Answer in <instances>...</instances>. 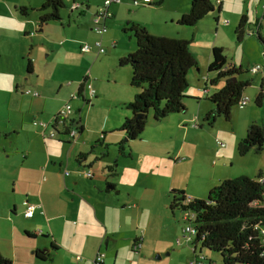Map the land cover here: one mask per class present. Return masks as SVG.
I'll return each mask as SVG.
<instances>
[{"label":"crops","instance_id":"obj_1","mask_svg":"<svg viewBox=\"0 0 264 264\" xmlns=\"http://www.w3.org/2000/svg\"><path fill=\"white\" fill-rule=\"evenodd\" d=\"M13 1L15 13L20 12L21 6L31 8L28 15L20 12L28 21L34 10L42 12L38 18V28H26L24 31V36H32L30 50L39 45L47 48L48 43L52 54L59 51L72 53L74 49L90 55L91 59L94 55L106 54V58L92 62V69L97 66L99 70L109 59L125 66L120 64V59L137 49L134 35L130 31L133 23L143 24L156 35L187 38L185 29L169 28L150 20L146 12L154 9L152 5L158 0H151L150 3L138 0V4L135 0V4L132 0L111 3L109 10L112 16L105 20L108 29L103 34L95 30V19L105 0H64L65 7L69 6L67 3H71L68 19H64L62 15L63 7L60 10V20H51L44 24L40 22L41 16L53 11L52 7L42 9L46 0H42V5L29 1ZM214 1H221V11L227 12H230L227 6L232 7V4L238 2ZM250 2L251 0H246L242 8L232 10V16L237 25L246 17L247 23L251 21V28L256 29L255 31L262 24L261 33L264 34V5L262 11L259 9L251 17ZM191 4L192 0H183L170 13L165 24L169 19H172V23L179 24L178 20L190 11ZM142 6L146 8H140ZM76 12L78 15L75 17ZM73 20L76 25H73ZM53 21L60 23L56 28L60 35L66 33L70 36L66 37V41L57 42L48 35L47 27ZM98 40L102 41L105 53H98L95 46L91 52L82 50L86 42L94 45ZM61 44L66 51L64 48L60 49ZM27 57L29 78L36 76L33 86L40 87L42 62L37 56L31 58L29 54ZM71 57L73 59L68 62L59 61L58 67L50 66L53 64L51 60L45 63L46 68L58 71L57 74L60 72L66 75L67 72L71 74L83 70L76 74L80 82L75 86L72 80L66 82L71 87L65 88L66 83H60L59 92L63 89L69 90L58 103L50 104V99L55 97L48 93L49 89H41L48 94L41 96L44 94L36 95L32 87L22 88V94L27 96L30 103V110L34 109L45 120L35 121L33 124L29 122L38 129H31L26 122L12 126L9 119L5 130H0V138L4 132L7 135L23 133L27 140L22 148L25 154L22 170L13 176L14 190L19 184L23 198L21 196L14 199L8 205L0 200V253L11 259L12 264H97L95 259L99 253H104L102 264H156L151 261L157 254L170 255L176 248H179L175 251L177 255L184 254L190 260L198 254H205L200 243L184 236L186 223L183 220V211L173 207L174 191H184L193 198L205 199L202 193H205L206 184L210 183V192L224 179L233 176L229 173L218 177L215 173L208 174L205 165L201 163L197 164L194 172L178 179L176 169L179 167L177 162H192L196 161L198 155L202 156L203 121L205 122L206 114L214 108L208 97L222 87L219 86L221 80L214 85L210 82L214 77L205 76L203 80L201 75L197 76L195 73L194 82L191 69L184 98L186 110L171 113L161 120H156L153 113H150L143 133L136 139H126L128 136L120 127L132 115L127 104L140 91L131 83L132 77L126 83L116 75L114 68L109 67L106 73L111 75L110 81L124 84L109 98L107 85L101 84V71L85 72L88 67L79 59L83 56ZM104 60L106 61L102 62ZM261 79L259 93L262 87L264 92V77ZM86 83L93 85L96 95L91 97L84 87L82 95L76 97L81 86ZM16 88L19 90L20 80L16 81ZM29 89L32 92H28ZM70 94V100H82V104L75 108L72 106V112L68 116L69 126L78 128L79 134L76 139H71L64 132L51 136L55 119L66 103L70 102H65ZM102 103H106L103 109H107V112L94 118L93 111L102 108ZM255 119L251 111L245 117V121L250 124L256 122ZM221 146L225 148L227 144ZM227 166L225 163L222 167ZM89 169L93 171L92 176L86 174ZM68 170L70 174L67 175ZM260 170H264V160L258 166V171ZM3 179L5 177L1 168L0 185ZM29 202L42 204L44 212L39 209L33 217H27L25 212ZM140 240L143 243L142 248L134 249V243ZM206 257V264H210L213 261L212 256L208 254Z\"/></svg>","mask_w":264,"mask_h":264},{"label":"rangeland","instance_id":"obj_2","mask_svg":"<svg viewBox=\"0 0 264 264\" xmlns=\"http://www.w3.org/2000/svg\"><path fill=\"white\" fill-rule=\"evenodd\" d=\"M28 1L41 5L43 3L42 0H19V2ZM132 1L134 3V0ZM182 1L183 0H164V2L160 5H152L154 9H150L146 13L148 17L151 18L150 20L162 23V26H168L169 28L174 29H185V36L191 41V50L200 63V66H198L200 71H198V67L191 68L193 71V74L191 75L193 81L195 80V73L197 76L201 75L203 80L205 76H217V72L209 71V64L212 60V48L215 45L223 46L228 57L229 65H234L242 69V71L238 74V77L242 80L251 81V85H249L245 90V94L251 97V102L249 105L244 107L239 105L234 106L230 120H227L224 116H220L215 121L214 125H209L207 122L205 123L203 121L204 126L203 129H201L203 130L201 134L203 147L200 153L202 156L198 155L196 161L192 162H177L179 167L176 169V177L179 179L188 176L190 172H194V170H196L195 168L197 164L201 163L205 165L206 173H215L216 177L224 176L227 173H229L230 176H233L230 178L241 175L256 177L259 172L258 166L261 160H264V149L261 152H257L253 149L246 155H241L238 151V143L247 135L250 123L247 120L245 121V117L250 111L253 113V116H255L256 122L264 126V101L261 105L256 102V98L260 90V83L262 81L261 78L264 77L263 45L258 36L252 34L251 21L246 24L243 38L238 39L236 34V28L238 25L236 24L235 18H233L231 12L235 8H242V5H244V1L246 0H237L238 2L234 5L232 4V7H230L231 5L227 6L230 12H227L226 10L220 11L218 8L219 3H216V9L201 19L195 26L174 24L172 23V19H169V21L165 24L170 13L174 12ZM13 2V0H0V130H5L6 124L10 121L12 126L26 122L31 129L36 130L38 129L37 126L32 124L35 121H45L43 118L38 116L34 109L30 110V103L26 98L27 96L22 94L23 87H32L31 89L33 91L38 90L39 93L44 94L41 96H48V94H45L41 89H49L48 93L55 97V99L51 98L49 102L50 104H56L62 96L68 94L69 90L63 89L59 92V85L61 82L66 83L68 80H72V82H74V86L80 82L78 77H76V74L83 72L82 69L80 72L76 73L70 74L67 72L65 75L59 72L57 74L56 72L58 71L54 72L51 68H46L47 66L45 63L47 60H51L53 63L50 66L57 65L58 67V64L62 61L68 62L72 60L73 57L71 56H83L79 59H82L88 67L85 72L89 73L94 70L95 72L101 71L100 73L103 74L101 84L107 85V94L109 98L112 97L114 92H117L124 86L122 82L114 83L113 81H110L109 78L111 75L106 73L109 67L111 69L114 68L116 75L120 76V78L125 80L126 83L130 82L129 80L133 74V68L131 65L120 66L117 61L109 59L106 63L102 64L103 67L99 70L97 66L92 69V62L96 59L106 58V54L99 56L94 55L92 59L90 58V55L83 54L75 49L72 53L59 51L58 53L52 54L48 43L46 45L47 48L39 45L33 50H30L32 36H24V31L26 28L29 30H35L36 27L38 28V18L42 12L34 10L29 19L30 21H28L20 14L19 11L16 13L14 12ZM9 3H11V6ZM67 4L69 6L62 9L64 19H68L71 11V3ZM41 5H39V7ZM263 5L264 0H251L249 5L250 16L254 17L259 9L262 11ZM249 6H247V8ZM10 7L11 10L9 11L8 9ZM140 8L146 7L142 6ZM77 15L78 13L75 14V17ZM217 18H219V20H217ZM72 22L73 25H76L74 20ZM65 24L68 23L65 22ZM59 25L60 23L58 22H50V25L47 27L48 35L51 38H55L57 42H60L61 40L66 41V37L70 36L66 33L60 35V32L56 30ZM134 41L137 44L135 36ZM62 44L59 45L61 50L64 48H62ZM64 50L66 51V48H64ZM29 54L31 58L33 56H37L42 62L43 70L41 73L42 76L39 79L40 87H37L40 88V90L33 86V81H36V76L30 79L27 72V56ZM105 61L106 60L102 62ZM257 64L263 66L261 71L253 73L248 70L253 65ZM64 75L66 77H64ZM17 80H20L19 90L16 88ZM224 84L225 79L222 78L219 86H223ZM64 86L65 88L71 87L67 83ZM33 87L35 89H33ZM214 88L215 87L213 86V90H215ZM71 96L72 94L68 96L69 98L66 99L65 102L70 100ZM81 101L77 99L70 100L74 108L76 105L82 104ZM105 104L106 103H102V108H96V112L95 110L93 111L94 118L96 115H103L107 112V109H103L106 106ZM86 107L88 106H85V108ZM9 119L11 120L9 121ZM93 122H95V119ZM218 140L226 143L227 146L225 148L222 147L218 143ZM26 142L27 140L23 137V133H12L7 135L4 132L0 138V169L2 168L5 177L2 181V185H0V200L7 205L12 204L14 199H19L21 196L23 198V191L21 190V186L19 184L16 185L17 189L14 190L15 185L13 176L15 175L14 173L21 172L22 170L25 162V154L23 153L22 148ZM225 160H227V162ZM172 162L174 161L172 160ZM225 163H227L228 166L222 167ZM1 177H3V175ZM209 184L210 183L206 184V187L204 188L205 193H202L204 194V198H207L209 195ZM178 217L180 218V213L178 214ZM179 223L181 225L180 220ZM262 235L264 238V232H262ZM178 249L176 248V250L171 251L172 254L170 255L163 256L161 254H157L151 262H156V264H190V259H188L186 255H177L175 251ZM204 252L206 255L209 254L212 256L211 258L213 262H216L217 264H224L222 255L219 252L212 251L207 248H204ZM139 263L143 264V262Z\"/></svg>","mask_w":264,"mask_h":264},{"label":"trees","instance_id":"obj_3","mask_svg":"<svg viewBox=\"0 0 264 264\" xmlns=\"http://www.w3.org/2000/svg\"><path fill=\"white\" fill-rule=\"evenodd\" d=\"M163 2L164 0H158L155 4L160 5ZM216 3H219L218 8L221 11V1L192 0L190 11L183 14L178 23L186 26L197 25L216 9ZM50 7L53 11L41 16V24L60 20V10L65 7V1L46 0L42 9ZM30 9L27 6L19 8L25 15L29 14ZM246 24L247 19L243 17L236 28L238 39L243 38ZM261 25L257 26V31L252 30V34L258 36L264 49ZM130 31L136 37L137 49L122 57L120 64L132 66L131 83L140 91L127 104L132 115L125 119L120 130L129 139H136L145 130L150 113H153L156 120H161L171 113L186 110L184 98L189 86L188 74L191 68L199 66V61L191 50V41L187 38L156 35L140 23H133ZM228 62L224 47L213 46L209 71L217 72V76L210 82L216 85L224 78L225 84L208 97L214 105L204 118L209 125H214L220 116L230 120L233 107L239 105L246 88L251 85L250 80L238 77L242 69L229 65ZM84 87L83 84L79 96L82 95ZM263 100L262 87L256 102L261 105ZM253 149L257 152L264 149V126L257 122L249 125L247 135L238 143L241 155H246ZM263 179L264 170H260L256 177L241 175L227 178L214 186L207 198H193L188 204L184 203L186 193L175 190L173 207L182 211L193 210L196 213L194 223L197 235L194 242L200 243L202 248L219 252L224 264H264ZM0 264H12V261L0 253Z\"/></svg>","mask_w":264,"mask_h":264},{"label":"built area","instance_id":"obj_4","mask_svg":"<svg viewBox=\"0 0 264 264\" xmlns=\"http://www.w3.org/2000/svg\"><path fill=\"white\" fill-rule=\"evenodd\" d=\"M117 1H120V0H105L104 4L101 7H99V10L97 12L96 19H95V30L98 33L103 34L107 31L108 28H107V25L105 24V20L112 16V12L109 10V6L111 3L117 2ZM145 1L146 3L151 2V0H145ZM135 3L138 4L140 2L138 0H135ZM94 46L97 48L98 53L103 54L106 52V49L103 46V43L101 40L96 41L94 45L86 42L85 44H83L82 50L84 52H91L94 50ZM262 68H263L262 65L257 64V65H253L250 68V70L253 73H257L261 71ZM85 88L88 90L91 97L96 95V89L93 87L91 83H86ZM28 92H32V90L29 89ZM34 93L36 95H39L38 91H34ZM76 97H79V95H76ZM250 100L251 99L249 95L244 94L243 97L239 101V106L241 107L246 106L247 104H249ZM71 112H72V104L71 102H67L66 105L62 108V110L58 113L55 119L54 130L51 132V136H56L57 133L64 132L68 134L71 137V139L77 138V135L79 134V129L75 127H70L69 122H68L69 121L68 116ZM42 124L45 125L44 123ZM218 143L223 146L225 145V143L220 140H218ZM66 174L67 175L70 174V171L69 170L66 171ZM86 174L87 176H92L93 171L89 169L86 171ZM192 200H193V197L190 195H187V198L184 203L188 204ZM39 209L41 210V212H44L42 204L29 202L27 203L25 214L27 217H33L35 212ZM196 216L197 215L193 210L183 211V220L186 223L184 227V236L191 240L194 239V237H196L197 235V229L194 223ZM263 229L264 228H262V232H264ZM134 244H135L134 249L135 248L141 249L143 246V243L141 240L135 242ZM95 260L97 264H102L104 261V253H99ZM207 261H208V258L206 257V255L201 253V254H198L195 258L191 259L190 264H206ZM210 264H216V263L213 261H210Z\"/></svg>","mask_w":264,"mask_h":264},{"label":"water","instance_id":"obj_5","mask_svg":"<svg viewBox=\"0 0 264 264\" xmlns=\"http://www.w3.org/2000/svg\"><path fill=\"white\" fill-rule=\"evenodd\" d=\"M126 139H129L128 137Z\"/></svg>","mask_w":264,"mask_h":264}]
</instances>
